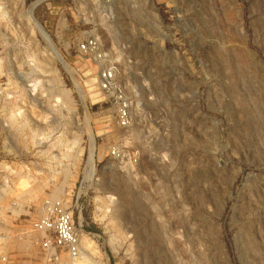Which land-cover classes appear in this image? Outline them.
I'll use <instances>...</instances> for the list:
<instances>
[{"label": "rangeland", "instance_id": "374dc122", "mask_svg": "<svg viewBox=\"0 0 264 264\" xmlns=\"http://www.w3.org/2000/svg\"><path fill=\"white\" fill-rule=\"evenodd\" d=\"M37 1L0 0L4 264H47L46 198L72 211L83 264H264V0ZM94 33L126 48L111 91L70 43Z\"/></svg>", "mask_w": 264, "mask_h": 264}, {"label": "built area", "instance_id": "2783aa9c", "mask_svg": "<svg viewBox=\"0 0 264 264\" xmlns=\"http://www.w3.org/2000/svg\"><path fill=\"white\" fill-rule=\"evenodd\" d=\"M115 1L94 0L96 12L102 11L103 5L109 7ZM118 32L117 28L110 27L108 34L112 42L117 40ZM70 43H74L81 54L93 56L98 61L101 87L103 90L111 91L119 71L118 61L123 58L121 50L126 48L121 45L108 46L96 33L84 39L72 37ZM118 103L117 125L127 127L132 120L130 104L122 97L118 99ZM112 154L118 157L121 152L113 149ZM31 231L35 235L34 243L41 249L47 264H75L82 254L80 233L74 223L73 213L63 199H44L42 214L33 221ZM6 262H9L8 254L0 253V264Z\"/></svg>", "mask_w": 264, "mask_h": 264}, {"label": "bare ground", "instance_id": "6f19581e", "mask_svg": "<svg viewBox=\"0 0 264 264\" xmlns=\"http://www.w3.org/2000/svg\"><path fill=\"white\" fill-rule=\"evenodd\" d=\"M39 1V0H38ZM37 1V2H38ZM35 6V5H34ZM34 6H32V8L29 10V14H28V16H29V18L32 20V18L34 17V16H32L33 14H32V12H33V8H34ZM37 21V20H36ZM34 22H35V20H34ZM38 25V24H37ZM39 32H40V34L43 36V38L50 44V46H51V48H52V50L54 51H56L57 53H58V50H57V48L53 45V43L51 42V40H50V37H49V35H48V33H47V31L42 27V26H40L39 27ZM57 81V80H56ZM36 84H34L33 86H32V90L33 91H35L36 90ZM39 87V86H38ZM51 87V86H50ZM65 91V90H64ZM63 91V92H64ZM34 93V92H33ZM51 94H50V96L51 97H54L55 99L56 98H59L60 97V95L62 94V92H59V93H56V92H54L53 93V91H51L50 92ZM66 94V93H65ZM59 96V97H58ZM60 100V99H59ZM60 103V104H59ZM62 103H63V101H61L60 100V102L59 101H57V104L56 105H54V106H56L55 108L57 109H60V108H62ZM68 108V107H67ZM17 118V117H16ZM14 119V118H13ZM16 121V120H15ZM11 123H13V122H11ZM30 126V125H29ZM33 129V128H32ZM45 138V137H44ZM94 152H93V150H91V154H90V157H89V166L91 167H93V163H94ZM91 169V168H90ZM90 169H89V171H90ZM18 173V172H17ZM23 183H25V181L23 182H21L20 184H22L23 185ZM25 185V184H24ZM26 191V190H25ZM28 232L30 233V231H29V229H28ZM34 233V232H33ZM31 234H32V232H31ZM33 235V234H32ZM31 235L29 234V236H28V238H27V240H24L25 241V244L24 245H31L30 244V241L31 240H29V237H30ZM86 241H88V240H86ZM22 244V245H23ZM20 245V244H19ZM30 247V246H29ZM83 261H84V257H79L77 260H76V262H75V264H83Z\"/></svg>", "mask_w": 264, "mask_h": 264}]
</instances>
